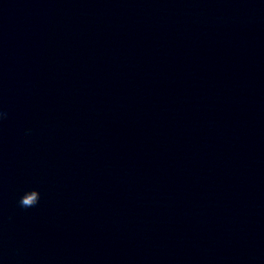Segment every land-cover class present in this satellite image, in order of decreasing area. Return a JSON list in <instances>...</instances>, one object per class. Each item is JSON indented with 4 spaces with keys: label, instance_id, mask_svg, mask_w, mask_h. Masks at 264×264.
<instances>
[{
    "label": "clouds",
    "instance_id": "clouds-1",
    "mask_svg": "<svg viewBox=\"0 0 264 264\" xmlns=\"http://www.w3.org/2000/svg\"><path fill=\"white\" fill-rule=\"evenodd\" d=\"M6 114L4 113H0V119L5 118ZM31 190V189H30ZM19 205L22 208H30V207H34L36 204L35 200L32 198H29L28 196H26L24 193L21 195L19 201H18Z\"/></svg>",
    "mask_w": 264,
    "mask_h": 264
}]
</instances>
